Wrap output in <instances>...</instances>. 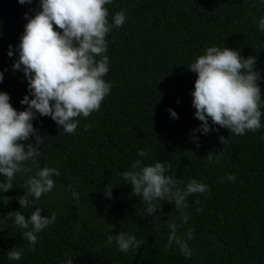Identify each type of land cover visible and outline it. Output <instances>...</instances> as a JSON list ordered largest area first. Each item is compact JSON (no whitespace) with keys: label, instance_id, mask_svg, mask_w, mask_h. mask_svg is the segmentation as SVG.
<instances>
[{"label":"trees","instance_id":"16d2710c","mask_svg":"<svg viewBox=\"0 0 264 264\" xmlns=\"http://www.w3.org/2000/svg\"><path fill=\"white\" fill-rule=\"evenodd\" d=\"M36 7L37 0L24 5L0 0V71L4 72L0 91L9 95L10 105L18 111L24 107L19 100L26 94V82L11 69L15 53L8 57L6 50L18 43L26 23L22 14L31 16ZM105 7L109 22L116 11L123 10L127 17L122 27L105 37L109 71L104 79L112 84L110 92L98 110L77 117L80 123L72 134L48 117L33 120L43 138L37 166L55 167L60 175L53 177L54 189L30 207L19 209L16 201L23 194L25 176H17L12 189L3 194L9 199L0 204V264H60L66 253L74 255L72 264H264V127L233 135L217 125L207 135L197 132L199 147H194L189 131L200 122L191 107L195 74L188 71L206 47L216 45L239 50L244 57L255 56L264 77V32L256 27L264 4L112 0ZM260 88L264 99V81ZM169 108L176 119L170 118ZM260 119L264 124V108ZM220 136L227 139L225 146L219 143ZM32 142L30 137L24 143ZM139 148L146 152L145 164L167 160L168 174L208 185L206 193L187 198L185 223L169 201L161 202L155 216L139 214L140 198L120 176L138 158ZM209 153L213 163L206 159ZM227 174L236 179L228 181ZM106 184L112 186L111 199L102 196ZM72 190L78 193L75 199ZM35 207L42 215L52 211L57 215L29 249L7 214L20 210L27 216ZM169 223L177 224L178 237L192 230L189 258L174 243L168 245ZM120 231L143 243L127 253L118 251L114 242L104 245L106 234ZM13 246L22 250L19 261L7 259Z\"/></svg>","mask_w":264,"mask_h":264},{"label":"clouds","instance_id":"9594fccd","mask_svg":"<svg viewBox=\"0 0 264 264\" xmlns=\"http://www.w3.org/2000/svg\"><path fill=\"white\" fill-rule=\"evenodd\" d=\"M16 2L24 5L31 4L32 0ZM111 3L112 0H37L31 16L28 12L22 14L26 21L22 34L15 47L7 46L6 55L13 57L15 53L11 69L23 75L26 94L19 100L23 110L18 111L10 105L9 95L0 91V204H7L9 198L3 194L12 189L17 176H25L23 194L16 198L22 209L51 192L55 186L53 177L60 175L55 167L37 166L43 138L33 126V120L37 116L48 117L63 132L72 134L80 123L77 117H88L98 110L109 94L112 84L104 79L109 71L105 37L113 28L122 27L127 19L126 13L120 10L109 22L105 5ZM260 3L264 4V0ZM256 27L264 32V15L258 18ZM255 61L253 55L244 57L239 50L212 45L189 64L188 71L195 74L190 92L191 107L194 119L200 122L189 131L194 147H199L197 132L207 135L216 131L217 125L233 135H244L246 131L254 132L264 127L260 119L261 108H264L260 82L264 77ZM3 79L4 72L0 71V82ZM167 111L170 118H177L174 110ZM30 137L33 142L24 143ZM218 141L225 146L227 139L220 136ZM136 156L138 158L120 176L130 186L132 195L140 198L143 208L139 214L155 216L161 202L169 201L180 210L181 224L185 223L189 219L184 211L188 206L187 198L206 193L208 185L191 178L185 182L168 174L167 160L145 164L143 148L137 149ZM206 159L214 162L212 153ZM225 178L228 181L236 179L232 174ZM111 188L109 184L103 187L104 198L111 199ZM70 195L74 199L78 197L75 190ZM194 203L199 204V201ZM196 210L199 211V207ZM41 212L40 207H35L27 216L20 210L7 214L29 249L36 244L39 233L56 220L55 211L47 216ZM168 230V245L174 243L178 251L189 258L192 249L187 241L191 239L192 230L189 228L184 237L176 235L175 223H169ZM113 242L118 251L127 253L138 249L143 240L123 231L106 234L104 245ZM6 255L9 261H19L22 250L13 246ZM73 257L72 253H66L60 264H72Z\"/></svg>","mask_w":264,"mask_h":264}]
</instances>
